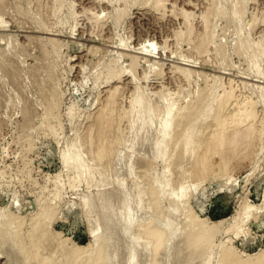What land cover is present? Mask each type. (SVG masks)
<instances>
[{"label":"rangeland","instance_id":"1","mask_svg":"<svg viewBox=\"0 0 264 264\" xmlns=\"http://www.w3.org/2000/svg\"><path fill=\"white\" fill-rule=\"evenodd\" d=\"M239 1L240 2H237V0H214L213 8L212 0H163L162 3L166 2V5L162 4V7L165 6V8L162 9V7L159 8V5L157 6L155 4L154 0H0V211L3 212L5 216L8 215V218L10 217L14 219V221L16 220V223H14V225L12 224L11 227L13 232L17 231L21 234L20 236L23 239L25 247H28L30 243L29 247H33V243L36 246L33 250L38 247L39 250H37L39 254L44 258L41 259L42 264L66 263L68 259L71 260V258H69L71 254L73 260V262H71L73 264H100L104 259V255L105 257L106 255L108 256L106 253L108 250H104L105 252L103 251L105 247L101 244L102 242L100 245L103 246V249L100 245H97L95 249H91L93 242L97 238L93 229L95 226L96 228L101 226L102 217L95 206V202L94 205L90 207L85 206V201L88 200L87 197H89L90 200L97 197L100 190L106 192H109V190L111 191L112 188V190H115L118 184L119 186L117 188H124V190H119L118 193L121 195L119 194L116 199L114 198L115 201L118 202L116 206L122 205L123 200L120 201L121 203L119 202L121 198L129 197V202L133 204H130L131 207L133 206L132 208L138 205L140 206L143 204L140 202L142 200H137L138 202H134L133 200L139 199L138 196L143 194V197H145V195L148 196L141 198L144 199V202L148 199L145 202L147 204L146 206H154L152 209L150 207L151 210L149 211L153 210L151 213L147 211L149 208L146 207L147 214L144 210L146 209L145 204L142 206L144 209L140 207L143 213H145V216L147 215L148 217L152 213H157L162 218L164 215L165 217L169 216L167 217L171 219L169 222H174L175 225H178V222L180 224L179 227L183 225L184 227H182L186 228V231L194 227L191 231L193 232L191 236L192 241L194 236L196 238L197 234H201V231L202 236L211 233L210 236L205 235L206 238L204 239L203 236L202 240L201 237L197 238V241L200 240L197 244L201 247L203 241L208 240L209 238L207 239V237H210L208 242L204 241L206 245L204 244L202 246V252L199 247V249H197V244L194 245L196 247H190V239L188 238L187 241H189V243L188 246H186V243H184L186 239L184 238V241L183 239L181 240L183 244H185L184 248L181 246L182 242H180L179 245L185 251L184 254L186 256L183 254V250H180L179 246V250H177L178 252L180 251V255L176 248L175 250L178 253L177 257H175V251L170 253V258L166 257V254H160L156 259L158 264H183L181 258L184 260V263L186 260L187 263L185 264H204L205 261H207L208 264L210 258V264H222V260L227 256V252L230 253V251H227L228 249L230 250V248L234 251L232 253H235H230L232 256L228 255L231 257V264H248V262L250 264L251 260H254L251 264H257L256 261L259 260V256L264 255V0ZM182 9L191 13L189 17L190 33L193 32L190 34L191 36H194L198 31L202 32L204 27L202 17H204L206 11L210 13L208 23L210 25H208V27L210 26L211 29L208 28V30L210 29L208 32L212 31L213 37L211 33L209 34L212 44L210 43V46L208 45L209 49H207V52L203 55L196 54L195 51L190 50L191 48L193 49V46L190 43L191 41L188 40L190 35L189 32L186 33L187 24L184 21V17H182ZM211 9L213 10L212 12ZM98 15L99 24L97 23L98 18H96ZM176 31H178L177 33L179 36H177V33L175 34ZM91 32L95 34L92 35ZM96 32H98L97 34L99 37ZM184 33H186V37ZM182 34H184V36ZM181 35L183 37H181ZM165 40H168V42ZM145 41L146 43L149 42V44L153 41L157 48L153 49V46H151L152 48L145 47L149 45H145ZM186 41H189L187 42L188 45ZM166 42L169 44H165ZM224 44L225 46H223ZM238 44L239 50L237 48ZM212 45L213 47H211ZM140 46H142V48L139 49ZM219 48L222 49L219 50ZM148 50L150 51L148 52ZM138 51L148 56L138 54ZM189 51L190 54L193 53L194 55L192 54L191 56L188 54ZM237 51L241 52L237 53ZM258 51L262 54H257ZM195 55H197L198 58ZM204 55H206L205 58L208 57V60L203 58ZM135 56H138V58H135ZM185 56L190 58L188 59ZM255 57L257 59H255ZM43 58H47V60ZM144 58H146V60ZM135 59L140 61L136 63ZM174 60H176L177 63ZM255 60H258V63H255ZM131 61H134V67L137 71L139 70L137 72L135 69H132L134 75L132 71H130ZM175 67H187V69L192 70L193 73L190 77L184 78L178 74ZM47 68L51 69L52 72ZM121 70L126 72L122 73L123 71ZM161 70L163 71L161 72ZM170 70L174 71L173 74H171ZM158 71L160 73L157 75L156 72ZM201 71L204 73L206 72V74H202ZM200 74H202L205 79H203ZM143 75L146 77L144 80ZM190 78L193 80L190 81ZM221 79H223L222 81L225 83L221 82ZM229 79L232 81L234 80L232 82L234 94L241 93L253 99L252 102H256L255 104H248L250 103L248 100L251 101V99L247 98V105H252L254 108L251 107L252 111H254V123L256 124L257 122L259 125L256 124V128H259L256 129L255 133H259L260 130V135L255 134V136L257 135L259 137H254L257 139L253 142L256 145H252L253 148L251 147L254 150L249 149L253 154L250 153L249 150L248 152L246 151L248 155L251 154L248 156L250 158H247L246 152H244L246 155L244 153V155H242L241 152L240 154L247 158L243 160V157L238 158L237 155H240L238 152L237 155L232 157L235 161L232 158V161L230 160L231 163L229 160L227 161L229 165L231 164L227 166V168L230 167V169H228L230 170L229 172L226 169L227 163L225 162L223 167L220 164L223 168H221L222 171H224L221 173V169H218L219 171L217 170L218 172L214 173L216 170L213 171V169L217 168L216 166H219L221 162V160L218 159L220 158L218 154L214 155L215 158L212 157V164L214 166L207 169V174V171H205L203 178L206 179L203 180L197 181V179L201 177L200 176L199 178H195L193 182L191 181L193 180L189 174L191 168L190 164L187 162L179 167L173 165L172 168V166H170L166 170V166L171 164V161L175 163L174 159H171V157L173 158L176 155L173 143L167 150V155L164 157L165 159L162 158L161 160V158H158L157 161H152L151 148L143 147L141 151L139 149L140 147L131 148L132 150L128 149V151L126 146L116 144V146H119L117 148L121 147V153L124 150L123 153H128L127 156L132 155V157L129 158L126 157L125 154V159L129 158L132 162L129 165L130 167H125L128 160L123 161L121 165L126 169H130H125L126 174L127 171H130V175H126L124 171L122 172V170H120L122 174L124 173L122 176V174L118 172L119 168L117 170L118 173L116 172L117 177L113 176L114 173L112 175L108 168V170H105L106 168H100V162L97 159L103 156L101 151L98 152L100 154H95V156L99 155L98 158L95 157L98 162H92L95 158H90V156L87 155L89 154L90 145L85 144L83 139L87 133L86 130L90 128L93 122L92 119L94 118L92 117H94L98 107H100L101 103L104 101L103 99L110 86H115V84L120 86L121 84L122 87L126 85L123 86V88L120 87L121 93H119V102L121 104H119L121 106L119 105L118 112L121 115L117 112L118 117V115L122 116L125 114V108L127 110L130 108L129 104L131 101L129 100L131 99L135 101L136 99H141L143 96H148L149 102H153L151 103L152 105L160 106V108L164 110V105L162 107V105L158 104H161L162 100L160 101V99H163V97L166 98L165 96L167 95L169 99L172 101L175 100V102L179 104L177 106L178 108H181V106L185 105L186 100L188 99L187 102H189V99L191 100L196 93L195 91H199L200 89L210 87V89L207 88L210 94L211 91L212 93L215 91V95L220 94L224 86L227 87ZM213 80L215 83L214 86L212 84L211 87V83L214 82ZM243 82L245 84H243ZM175 83L178 88L180 87L179 89L176 87ZM183 88L185 89L183 90ZM176 89H178V91ZM133 90L134 93L132 92ZM180 91L181 93H178ZM171 92L174 95H172ZM175 93L177 94L175 95ZM215 95L213 94L212 96ZM189 96L192 97L189 98ZM233 101L234 99H230V104H228L229 108L223 111L226 120L231 119L235 114ZM121 108L123 112L120 111ZM226 112L228 114H226ZM124 118L122 120L119 117L123 122H121V124L118 122L120 124V129H123L121 131H124L123 133L126 134L122 135L123 137L129 136L128 138L132 140L134 138V130L128 127L129 122L127 123V119L124 121ZM207 120L204 123L206 127L203 125V129L200 128V132L201 129L204 132H202V134L199 133L200 136L198 135V139L196 138L198 144L196 143L195 148H198L197 152L199 154L204 151V146H206L205 142L211 137L212 132L218 128L213 118H208ZM258 122L261 123V125ZM210 124H214V127L212 126L211 128ZM198 127H201V125ZM211 129L214 130L210 131ZM202 137L205 140L203 139L202 141L204 142L200 143ZM128 138L127 140H129ZM81 145H83V147ZM122 147H126V149ZM75 150H77V152ZM178 151H176L177 154L179 153ZM71 153H73V155ZM180 154L181 153L175 157H180ZM70 155L74 156V158L67 164L65 158ZM143 155L144 157H142ZM236 156L238 160H236ZM136 158L138 160H136ZM142 159L145 160L141 161ZM135 160L136 162H134ZM146 160L154 165L148 161L147 164ZM153 160L155 159L153 158ZM163 160H165V162ZM186 163L188 165H186ZM153 166L155 170H152L154 173H151ZM80 167H84L83 170L86 172L83 174L84 176L82 175L83 177L79 172ZM124 167L121 169L124 170ZM100 169H103L105 171L104 173H106V176L105 174L104 176L107 177V180L106 178H101L102 180L105 179L104 183L100 179V177L103 176L100 174ZM179 170L181 172H179ZM210 170L213 171L212 174ZM165 172L166 178L170 180V184L167 189V195H164L165 198L160 195L161 199L158 197V192H156V186L159 177ZM138 174L139 176H137ZM180 176L184 178L182 179ZM172 177L175 179L174 181ZM111 179L114 181L116 180V182ZM184 179L186 182H184ZM115 183H117V186ZM121 183L123 184L121 185ZM173 183L184 184V191L188 188L186 192L183 191L186 198H183L184 203L182 204L180 213H177L178 216L176 213H174V215L169 212L171 210V208H169L171 202L169 196L176 191V189L174 190ZM178 185L174 186L178 187ZM141 186L143 188H141ZM140 188L147 189L142 191ZM129 189H132L131 191L133 192L129 191ZM126 192H130L128 193L129 195ZM136 192L138 195L134 194ZM134 196L136 197L134 198ZM132 197L134 199H132ZM136 202L140 204L134 205ZM149 202L151 203L150 205H148ZM142 210H137V212H135L142 216L134 214L135 218L137 216L138 218L134 221L133 232L139 235L143 233L140 235L142 236L141 241L143 242L146 238H144L146 234L144 232L147 231L148 228L146 227H148V224H146L147 218L140 213ZM167 213L172 215H166ZM189 214L195 215V219L191 216V218L188 217ZM171 217L175 219L173 220ZM135 218L133 217V220ZM192 219L194 226L192 225L191 227L189 220L191 221ZM4 220L5 218L2 219V224L6 221ZM39 220L40 225L34 226L33 222H39ZM197 220H199L198 223ZM2 226L4 227V225ZM202 226H206L204 227L205 229ZM196 227H200L201 229H199L201 231L199 230L200 232H198ZM145 228L146 231H144ZM209 229L214 230V232H210ZM139 230H141L140 233H138ZM204 230L206 231L203 232ZM216 230H218V232ZM100 231L101 229L99 230V234L103 235ZM28 232L30 234L32 232V236L30 235L29 237ZM188 233L190 232H187V234L185 232V237L188 236ZM27 238L28 240L32 239L30 240L32 242H29ZM33 238L36 240L38 239L37 242L33 240ZM147 239L148 237L144 240V244H147L149 241ZM52 240L54 242H51ZM0 243H2L0 245V247H2L0 253L4 252V254L0 255L6 256H2L4 258L0 257V264H9V262L12 264V261H9V245L3 242ZM118 243L119 242L115 243L117 246H113V249L116 248L115 250L112 249V252L118 254L116 251L118 249V255L120 257L118 255L115 256L114 261L108 262L109 264H127V251L124 250L126 247L124 249L122 248L124 253L122 249H119L126 243L122 241V244H119L121 245L120 247ZM152 244L153 243H150V245ZM153 245L151 247H153L152 250L154 252L155 248ZM5 247H7V250ZM29 247L27 249H29ZM42 248H44V250ZM52 248L53 250L55 249L54 251L57 250V252L55 253L52 251ZM66 248L68 250L67 252L70 253L68 256L65 252ZM2 249H4V251ZM185 249H187V251L190 249L189 251L195 253L187 252ZM211 249L213 251H211ZM50 250L51 252H49ZM197 250H200V252L197 253ZM223 250L224 252H222ZM10 251L13 252L12 250ZM151 252L144 258L147 260H144V262L140 261L139 264H145V261L148 262L147 264H151V261L154 262V257L152 260L150 255L155 256V254H151ZM49 253L53 254H50L52 257H50ZM75 254H77V257H74ZM191 254H195L197 257L195 258V255ZM65 255L68 259L65 258ZM181 255L182 257L179 258ZM183 255L185 258H183ZM187 255L193 256L194 260H192L191 257L190 261ZM234 255L237 256V259L233 257ZM208 256H210V258ZM15 257L16 255L13 254L12 258L14 259ZM228 258L226 261H229ZM140 260L143 261V258ZM192 261L194 263H192ZM71 262L70 264H72Z\"/></svg>","mask_w":264,"mask_h":264},{"label":"bare ground","instance_id":"2","mask_svg":"<svg viewBox=\"0 0 264 264\" xmlns=\"http://www.w3.org/2000/svg\"><path fill=\"white\" fill-rule=\"evenodd\" d=\"M150 1H153V0H150ZM162 1L163 0H154V2H155V4L160 8V7H162V4H165V3H162ZM213 1V8H214V0H212ZM226 1V0H225ZM230 2V1H229ZM237 2H240L239 0H237ZM202 3V2H201ZM216 3V2H215ZM227 3V2H226ZM244 3V2H243ZM1 4V3H0ZM151 4V3H150ZM242 4V3H241ZM166 5V4H165ZM196 5V4H195ZM156 6V7H157ZM202 6V5H201ZM209 6V5H208ZM199 7V6H198ZM206 7V6H205ZM223 7V6H222ZM163 8H165V6L164 7H162V9ZM196 8V7H195ZM212 8V9H213ZM221 8V7H220ZM174 9V8H173ZM180 9V8H179ZM211 9V12L213 11ZM161 10V9H160ZM222 10V9H221ZM91 11V10H90ZM166 11V10H165ZM164 11V12H165ZM203 11V10H202ZM210 11V10H209ZM223 11V10H222ZM237 11H240V10H237ZM243 11V10H242ZM156 12V11H155ZM167 12V11H166ZM174 12V11H173ZM192 12V11H191ZM201 12V11H200ZM85 13V12H84ZM178 13V12H177ZM217 13V12H216ZM227 13H229V12H227ZM242 13V12H241ZM240 13V14H241ZM89 14V13H88ZM174 14V13H173ZM181 14H182V17H184V21L186 22V26H187V28H186V33H188L189 32V35L190 34H192L193 32H191L190 33V22H189V17L191 16V13L190 12H188V11H186V10H184V9H182L181 10ZM202 14V13H201ZM209 12H207L206 11V14L204 15V17H202V19H203V30H202V32H199L198 31V33H196V34H194V36L192 35H190L189 36V41H191L190 43H191V45L193 46V49L191 48H189L190 50H193V51H195L196 52V54H201V55H203V54H205V52H207V49H209L208 48V45L211 43L210 41H211V36L209 35L211 32H208L211 28H210V26L208 27V25H210V24H208L209 23ZM212 14V13H211ZM220 14V13H219ZM95 15V14H94ZM238 15V14H237ZM163 16H164V14H163ZM175 16V15H174ZM194 16V15H193ZM219 16V15H218ZM225 16V15H224ZM224 16H223V18H224ZM94 17H96V16H94ZM93 17V18H94ZM172 17V16H171ZM175 17H177V16H175ZM180 17V16H179ZM198 17V16H197ZM221 17V16H220ZM89 18V17H88ZM96 18H98V21H97V23L99 24L100 22H99V15L96 17ZM178 18V17H177ZM199 18V17H198ZM165 19V18H164ZM170 19V18H169ZM193 19V18H192ZM254 19V18H253ZM95 20V19H94ZM97 20V19H96ZM175 20H177V19H175ZM197 20V19H196ZM198 20H200V19H198ZM211 20V19H210ZM92 21H93V19H92ZM91 21V22H92ZM102 21V20H101ZM168 21V20H167ZM89 22V21H88ZM211 22V21H210ZM90 23V22H89ZM96 23V22H95ZM173 23V22H172ZM252 24H253V22H252ZM256 24V23H255ZM192 25V24H191ZM198 25V24H197ZM90 26V25H89ZM183 26H184V24H183ZM202 26V25H201ZM92 27V26H91ZM98 27V26H97ZM96 27V28H97ZM100 27V26H99ZM182 27V26H181ZM200 27V26H199ZM208 28H210L209 30H208ZM98 29V28H97ZM94 30V29H93ZM174 30V29H173ZM177 30V29H176ZM184 30V29H183ZM196 30V29H195ZM96 31V30H95ZM98 31H99V29H98ZM197 31V30H196ZM178 31H176L175 32V34L177 33ZM180 32V31H179ZM239 32V31H238ZM98 32H96V34H97ZM182 33V32H181ZM180 33V34H181ZM186 33H184L185 34V37L187 36L186 35ZM85 34V33H84ZM91 34H92V32H91ZM90 34V35H91ZM93 34H95V33H93ZM92 34V35H93ZM184 34H182L183 36H184ZM174 35V34H173ZM181 35V37H183ZM211 35H212V33H211ZM218 35V34H217ZM260 35V34H259ZM263 35V34H262ZM97 36H98V34H97ZM172 36V35H171ZM177 36H179V34L177 33ZM99 37V36H98ZM174 37V36H173ZM172 37V38H173ZM212 37H213V35H212ZM175 38V37H174ZM180 39V38H179ZM184 39V38H183ZM88 40V39H87ZM91 40V39H90ZM98 40V39H97ZM169 40V39H168ZM168 40H165V41H167L168 42ZM173 40V39H172ZM176 40V39H175ZM182 40V39H181ZM180 40V41H181ZM243 40V39H242ZM83 41V40H82ZM164 41V40H163ZM179 41V40H178ZM189 41H186V43L187 42H189ZM148 42V41H147ZM165 43V44H169V43ZM244 42H245V40H244ZM145 43H146V41H145ZM151 43V42H150ZM242 43V42H241ZM143 44V43H142ZM147 44H149V42L148 43H146L145 45H147ZM164 44V45H165ZM173 44V43H172ZM212 44V43H211ZM221 44H223V43H221ZM139 45V44H138ZM176 45H178V44H176ZM186 45V44H185ZM187 45H188V43H187ZM216 45H218V44H216ZM219 45H220V43H219ZM151 46H153V49L155 48H157L156 47V44L155 43H153V41H152V43L151 44H149L148 46H145V47H151ZM165 46H167V45H165ZM210 46V45H209ZM223 46H225V44L223 45ZM237 46V45H236ZM235 46V47H236ZM241 46V45H240ZM245 46V45H244ZM92 47V46H91ZM160 47V46H159ZM164 47V46H163ZM211 47H213V45L211 46ZM219 47V46H218ZM220 47H222V46H220ZM248 47V46H247ZM95 48V47H94ZM136 48V47H135ZM140 48H142V46H140L139 47V49ZM152 48V47H151ZM172 48V47H171ZM176 48V47H175ZM223 48V47H222ZM222 48H219V50L220 49H222ZM237 48H238V50H239V44H238V46H237ZM241 48V47H240ZM92 49V48H91ZM143 49H145V48H143ZM142 49V50H143ZM152 49V50H153ZM236 49V48H235ZM242 49V48H241ZM247 49V48H246ZM93 50H95V49H93ZM96 50H97V48H96ZM126 50V49H125ZM146 50V49H145ZM144 50V51H145ZM169 50V49H168ZM176 50V49H175ZM174 50V51H175ZM211 50V49H210ZM213 50V49H212ZM226 50H227V48H226ZM258 50H259V48H258ZM128 51V50H127ZM150 50H148V52H149ZM172 51V50H171ZM215 51V50H214ZM223 51V50H222ZM221 51V52H222ZM236 51V50H235ZM89 52V51H88ZM96 52V51H95ZM139 52V51H138ZM209 52V51H208ZM220 52V53H221ZM239 51H237V53H238ZM241 52V51H240ZM239 52V53H240ZM91 53V52H90ZM173 53V52H172ZM175 53H176V51H175ZM192 53V52H191ZM211 53V52H210ZM216 53V52H215ZM259 53V55H260V51H258L257 52V54ZM92 54V53H91ZM138 54H142V55H145V56H148V55H146L145 53H141V52H139ZM148 54V53H147ZM188 54H190V51H189V53ZM187 54V55H188ZM193 54V53H192ZM192 54H190L191 56H192ZM248 54H249V52H248ZM256 54V55H257ZM262 54V53H261ZM83 55V54H82ZM172 55V54H171ZM194 55V54H193ZM206 55H207V53H206ZM206 55H204V57L203 58H205V56ZM236 55V54H235ZM237 55H239V54H237ZM242 55V54H241ZM255 55V56H256ZM43 56V55H42ZM196 57H197V55H195ZM200 56V55H199ZM208 56V55H207ZM252 56V55H251ZM81 57V56H80ZM83 57V56H82ZM138 58V56H135V58ZM144 57V56H143ZM171 57V56H170ZM174 57V56H173ZM186 57V56H185ZM202 57V56H201ZM244 57L246 58V56L244 55ZM88 58V57H87ZM159 58V57H158ZM175 58V57H174ZM186 58H188V57H186ZM190 58V57H189ZM188 58V59H189ZM198 58V57H197ZM208 58V57H207ZM207 58H205V59H207ZM216 58V57H215ZM224 58V57H223ZM241 58H242V56H241ZM248 58V57H247ZM257 58H258V56H257ZM256 57H255V59H257ZM43 59H45V58H43ZM78 59V58H77ZM131 59V58H130ZM145 60H146V58H144ZM148 59V58H147ZM200 59V58H199ZM210 59V58H209ZM45 60H47V58L45 59ZM74 60V59H73ZM86 60V59H85ZM132 60V59H131ZM134 60V59H133ZM208 60V59H207ZM137 61H140V60H138V59H135V62L136 63H138ZM175 62H176V60H174ZM190 61V60H189ZM203 61V60H202ZM205 61V60H204ZM212 61V60H211ZM88 62V61H87ZM132 62H133V64H132ZM145 62V61H144ZM147 62V61H146ZM85 63V62H84ZM174 63V62H173ZM177 63V62H176ZM205 63H207V62H205ZM210 63V62H209ZM208 63V64H209ZM255 63H258V60H255ZM79 64V63H78ZM134 61H131V66H130V71H132V69H135L136 70V68L134 67ZM185 64V63H184ZM212 64V63H211ZM211 64H210V66H211ZM214 64V63H213ZM82 65V64H81ZM157 65H158V63H157ZM188 65H192V64H188ZM204 65V64H203ZM206 65V64H205ZM215 65V64H214ZM256 65V64H255ZM77 66H79V65H77ZM169 66V65H168ZM171 66V65H170ZM174 66V65H173ZM177 66V65H176ZM187 66V65H186ZM195 66V65H194ZM216 66V65H215ZM214 66V67H215ZM81 67V66H80ZM136 67H138V66H136ZM166 67V66H165ZM172 67V66H171ZM189 67H192V66H189ZM225 67V66H224ZM164 68V67H163ZM195 68V67H194ZM47 69H49V68H47ZM81 69V68H80ZM192 69V68H191ZM49 70H51V69H49ZM147 70H149V69H147ZM175 70H177L178 71V74H180L181 76H183L184 78H188V77H190V75L193 73V71L192 70H190V69H187V67H175ZM121 71H123L122 73H124V72H126V71H124V70H121ZM137 71V70H136ZM139 71V70H138ZM137 71V72H138ZM163 70H161V72H162ZM171 71V70H170ZM169 71V72H170ZM51 72H52V70H51ZM128 72H129V70H128ZM173 72L174 71H171V74H173ZM202 72V71H201ZM121 73V74H122ZM136 73V72H135ZM154 73H155V71H154ZM158 73H160L159 71L158 72H156V74L158 75ZM164 73V72H163ZM176 73V72H175ZM204 72H202V74H203ZM236 73V72H235ZM132 74H133V71H132ZM140 74V73H139ZM165 74V73H164ZM168 74V73H167ZM202 74H200V75H202ZM204 74H206V72L204 73ZM134 75V74H133ZM137 75V74H136ZM135 75V76H136ZM175 75V74H174ZM174 75H172V76H174ZM194 75V74H193ZM196 75V74H195ZM134 76V77H135ZM160 76V75H159ZM158 76V77H159ZM205 76V75H204ZM208 76V75H207ZM216 76V75H215ZM137 77V76H136ZM136 77H135V79H136ZM143 80L146 78L145 77V75H143ZM162 77V76H161ZM166 77V76H165ZM180 77V76H179ZM169 78H170V76H169ZM174 78V77H173ZM173 78H172V80H173ZM177 78H178V76H177ZM184 78H183V80H184ZM193 78V77H192ZM202 78H203V75H202ZM211 78V77H210ZM217 78V77H216ZM221 78V77H220ZM223 78V77H222ZM232 78V77H231ZM240 78V77H239ZM142 79V78H141ZM181 79V78H180ZM203 79H205V77L203 78ZM242 79V78H241ZM122 80V79H121ZM137 80V79H136ZM155 80V79H154ZM171 80V81H172ZM182 80V81H183ZM186 80V79H185ZM191 80H193V79H191L190 78V81ZM215 80V79H214ZM213 80V81H214ZM223 79H221V82H224V81H222ZM123 81V80H122ZM131 81V80H130ZM140 81H142V80H140ZM169 81H170V79H169ZM208 81V80H207ZM210 81V80H209ZM216 81V80H215ZM215 81L213 82V83H211V87H212V84H213V86H214V83H215ZM234 81V80H233ZM231 79H229V81L227 82V87H225L224 86V89L222 90V92L220 93V94H217V95H215V91H214V93H212V91H211V94L213 95H215V96H212L210 93H209V90L207 91V88L206 89H200L199 91H195L196 93V95L194 94V96L192 97V99L190 100L189 99V102H187L188 101V99L186 100V103H185V105L184 106H181V108H178L177 106L179 105L177 102H175V100L174 101H172L171 99H169L168 97H167V95L165 96V93H164V96L166 97V98H168V99H166V98H164L163 97V99L161 98L160 99V101L162 100V102H161V104L159 103V102H157V103H159L158 105H162V107H163V105H164V110L162 109V108H160V106L158 107V106H156V105H152L151 103H153L152 101H151V103L149 102V100H148V96L146 97V96H143L141 99H139V100H129V101H131L130 102V104H129V109L127 110L126 108H125V114H123L122 116H119V115H121L119 112H118V110H119V105L121 104L119 101V97H120V95H119V93H121L120 92V87H121V84H120V86L119 85H116L115 84V86H110V88L107 90V92H106V96H105V98L103 99L104 101L101 103V105H100V107H98V110L96 111V113H95V115H94V117H92V118H94V119H92L93 120V122H92V124L90 125V128L88 129V130H86L87 131V133L85 134V137H84V139H83V142L85 143V144H88V145H90V148H89V151H88V153L89 154H87L88 156H90V158H98V156L96 155L95 156V154H97L98 152H102L103 153V156H101V158L99 157L97 160L100 162L99 164H100V168H106L105 170H108L109 169V172L111 171V173H112V175H113V173H114V175L113 176H116L117 175V173L118 172H120L121 173V171L120 170H122V172L124 171L125 172V174H126V170L128 169V170H130L129 168H125V167H128L132 162L130 161V157H132V155H128L127 156V154H126V152L125 153H123L124 152V150H123V152L121 153V147L120 148H117V147H119V146H116V144L118 145H120V146H126L127 147V150L128 149H131V148H139L140 149V151L142 150V148L143 147H148V148H151V150H152V161H157V159L158 158H161V160H162V158L163 159H165L164 157H165V155H167V150L171 147L170 145L173 143L174 144V151H175V154L176 155H179V153H181L180 154V157H171V159L173 160L174 159V162L177 164H175V163H173V161H171V164H168V166H166V170H167V168H169L170 166H172V168H173V165H175V166H177V167H179V166H181L182 164H185V162H187V163H189L190 164V168H191V170H189V174H190V177H191V179H193V180H191L192 182L195 180V178H199L200 176L202 177V179H201V177L199 178V179H197V181H199V180H203V179H206V178H203V175H204V173H205V171H207L206 172V174L208 173V170L207 169H209V168H212L211 166H214L212 163V157L213 158H215L214 157V155L215 154H218L219 155V157L220 158H218V159H220L221 160V162L219 163V166L217 165H215L217 168H214L213 169V171L214 170H216L214 173H216V172H218L219 170L218 169H221L223 166H224V163L226 162L227 163V165H226V169L228 170V169H230V167H228L227 168V166H230L229 165V163L227 162L228 160H229V162L231 163V161H232V157L233 156H235V155H237V153L239 152V154L242 152V155H244L245 153L244 152H248V150L250 149V150H254V149H252L253 147H252V145L253 146H255L256 144H254L253 142L254 141H256L257 139L256 138H254V137H256L255 136V134H258V135H260V130H259V133H255L256 132V129L257 128H259V127H257L256 128V124H257V122H256V124L254 123V111H252V105L251 106H249V105H247V102L249 101L250 103H248V104H251V103H253V104H255L254 103V101L252 102V100L253 99H251V98H249V97H246V95L244 96L243 94H241V93H236V94H238V95H236V94H234V90H233V82ZM240 81V80H239ZM138 82V81H137ZM237 82V81H236ZM235 82V83H236ZM118 83H121V82H118ZM123 83V82H122ZM156 83V82H155ZM187 83V82H186ZM225 83V82H224ZM224 83H223V85H224ZM242 83V82H241ZM123 84H125V83H123ZM122 84V85H123ZM165 84V83H164ZM167 84H169V83H167ZM179 84V83H178ZM240 84V83H239ZM243 84H245L244 82H243ZM242 84V85H243ZM175 85H176V83H175ZM184 85V84H183ZM183 85H182V87H183ZM206 85H207V83H206ZM220 85H222V84H220ZM249 85V84H248ZM123 86H126V85H123ZM123 86L121 87V88H123ZM209 86V85H208ZM216 86V85H215ZM237 86V85H236ZM241 86V85H240ZM244 86V85H243ZM136 87V86H135ZM141 87V86H140ZM143 87V86H142ZM176 87H177V85H176ZM198 87V86H197ZM205 87V86H204ZM127 88V87H126ZM152 88V87H151ZM165 88V87H164ZM178 88V87H177ZM180 88V87H179ZM178 88V89H179ZM223 88V87H222ZM243 88V87H242ZM143 89V88H142ZM178 89H176L177 91H178ZM185 88H183V90H184ZM208 89H210V87L208 88ZM211 89H213V88H211ZM235 89H237V88H235ZM152 90V89H151ZM238 90V89H237ZM131 91V90H130ZM143 91V90H142ZM166 91V90H165ZM172 91V90H171ZM182 91V90H181ZM181 91L180 92H178V93H181ZM239 91V90H238ZM243 91V90H242ZM123 92H124V90H123ZM123 92H122V95H123ZM133 93H134V90L132 91ZM161 92V91H160ZM162 92H163V90H162ZM244 92V91H243ZM135 93H136V90H135ZM159 93V92H158ZM172 93V92H171ZM104 94V93H103ZM162 94V93H161ZM177 93H175V95H176ZM249 94V93H248ZM132 95V94H131ZM135 95V94H134ZM143 95V94H142ZM172 95H174L173 93H172ZM104 96V95H103ZM124 96H126V95H124ZM249 96V95H248ZM135 97H136V95H135ZM190 96H189V98H191ZM125 98V97H124ZM132 98V97H131ZM139 98H140V96H139ZM247 98H249V99H251V101L250 100H248ZM135 99V98H134ZM230 99H234V101H233V103H234V112H235V114L233 115V117L231 118V119H227V120H229V121H227L226 119H225V117H224V114H223V111H226L225 109H227V108H229V105L228 104H230L229 103V101H230ZM151 100V99H150ZM248 100V101H247ZM99 101V100H98ZM178 101V100H177ZM183 101H185V100H183ZM232 101V100H231ZM256 101V100H255ZM120 103V104H119ZM177 103V104H176ZM232 103V102H231ZM97 105V104H96ZM123 105V104H122ZM125 105V104H124ZM233 105V104H232ZM121 106V105H120ZM255 106V105H254ZM96 107V106H95ZM125 107V106H124ZM123 107V108H124ZM252 107V108H251ZM163 110V112H162V110ZM254 109V108H253ZM96 110V109H95ZM127 110V111H126ZM120 111H122V108H121V110ZM95 112V111H94ZM117 112H118V117H117ZM123 112V111H122ZM162 114H163V116H162ZM226 114H228L227 112H226ZM256 114V113H255ZM226 116V115H225ZM257 116V115H256ZM119 117L123 120V118L124 117H126V118H124V121H125V119H127L126 121H127V123L129 124V126L128 127H130V129H133L134 130V135H133V139L132 140H130L128 137L129 136H124L123 137V135H126V134H124L121 130H123V129H120V124H121V122H123L122 120H120L119 119ZM258 117V116H257ZM256 117V118H257ZM208 118H213L215 121H216V123H217V125H218V128H217V126H216V130H214V129H211L210 131H212V130H214V132H212V135H211V137L209 138V139H207V141L205 142L206 143V146H204L205 147V149H204V151L201 153V154H199L198 152H197V150H198V148L196 149L195 148V145H196V143H197V139H198V135H199V133H201L202 134V132H204V131H202V126L204 125V123L206 122V120L208 119ZM229 118V117H228ZM259 118V117H258ZM213 120V121H214ZM207 121H209V120H207ZM214 121V122H215ZM118 122H120V124L118 123ZM91 123V122H90ZM89 123V124H90ZM216 123H215V125H216ZM259 123V122H258ZM260 125H261V123H259ZM201 125V127H198V126H200ZM258 125V124H257ZM205 126V125H204ZM203 126V127H204ZM208 126V125H207ZM210 126H211V128H212V126L214 127V124L213 125H211L210 124ZM209 126V127H210ZM259 126V125H258ZM206 127V126H205ZM262 127V126H261ZM200 128H202L201 129V132H200ZM125 129V128H124ZM210 129V128H209ZM261 129V128H260ZM86 131H84V132H86ZM129 131V130H128ZM205 131H206V129H205ZM207 131H209V130H207ZM127 133H132V132H127ZM209 133V132H208ZM207 133V134H208ZM123 134V135H122ZM84 135V134H83ZM129 135V134H128ZM205 135V134H204ZM130 136L132 137V135L130 134ZM200 136V135H199ZM203 136V135H202ZM122 137V138H121ZM206 137V136H205ZM257 137H259V136H257ZM127 138L130 140H127ZM197 138V139H196ZM124 139V140H123ZM204 138L202 137V139L200 140V143L201 142H204V141H202ZM197 140V141H196ZM205 140V139H204ZM82 141H81V143L84 145V143H83ZM198 144V143H197ZM204 144V143H203ZM83 145H81L82 147H83ZM205 145V144H204ZM86 146V145H85ZM84 146V147H85ZM173 146V145H172ZM202 146V145H201ZM87 147V146H86ZM126 147H122V148H125L126 149ZM198 147H199V145H198ZM252 147V148H251ZM76 149H77V147H76ZM86 149V148H85ZM120 149V150H119ZM139 149H138V151H139ZM132 150V149H131ZM144 150V149H143ZM178 150H180V151H178ZM181 150H182V152H181ZM250 150H249V152H250ZM256 150V149H255ZM76 152H77V150H75ZM126 151V150H125ZM129 151V150H128ZM145 151V150H144ZM176 151H178L179 153L177 154V152ZM74 152V151H73ZM75 152V153H76ZM199 152H200V150H199ZM247 152H246V154H247ZM74 153V154H75ZM130 153V152H129ZM148 153V152H147ZM244 153V154H243ZM250 153H252V152H250ZM72 155H73V153H71ZM77 154V153H76ZM75 154V155H76ZM98 154H100V153H98ZM124 154V155H123ZM125 154H126V157H129V158H126L125 159ZM140 154V153H139ZM150 154V153H149ZM245 154V155H246ZM253 154V153H252ZM171 155H173V154H171ZM241 154L240 155H237L238 156V158L239 157H243L242 159L244 160V159H247V158H250V157H248V156H250V155H248L247 154V158H246V156H242ZM149 156V155H148ZM237 156H236V160H238V158H237ZM141 157V156H140ZM139 157V158H140ZM142 157H144V155L142 156ZM245 157V158H244ZM73 158H74V156H67L66 158H65V162L67 163V164H69L72 160H73ZM96 158L92 161V159H91V161L92 162H94V161H97L96 160ZM153 158L155 159V160H153ZM232 158V159H231ZM241 158H240V160H241ZM252 158V157H251ZM146 159V158H145ZM144 159V160H145ZM170 159V160H171ZM129 162H128V161ZM136 160H138L137 158H136ZM136 160L134 161V162H136ZM140 160V159H139ZM143 159L141 160V161H144ZM160 160V159H159ZM169 160V161H170ZM231 160V161H230ZM234 160V159H233ZM239 160V161H240ZM242 160V161H243ZM90 161V162H91ZM97 161V162H98ZM123 161H127V163L125 164V167L124 166H121L122 165V163H123ZM147 161L148 160H146V163H147ZM164 162H165V160H163ZM168 161V162H169ZM235 161V160H234ZM149 163H151L150 161H148ZM237 162V161H236ZM129 163V164H128ZM170 163V162H169ZM186 163V165H188ZM223 163V164H222ZM238 163V162H237ZM99 164H98V166H99ZM135 164V163H134ZM138 164V163H137ZM148 164V163H147ZM152 164V163H151ZM151 164H149V165H151ZM215 164V163H214ZM220 164H221V166H220ZM152 165H154V164H152ZM237 165V164H236ZM121 166V167H120ZM156 166V165H155ZM233 166V165H232ZM124 167V170L123 169H121V168H123ZM130 167V166H129ZM147 167V166H146ZM150 167H152V166H150ZM187 167V166H186ZM219 167V168H218ZM83 168L84 167H80L79 168V172H80V175L82 176L84 173H86L84 170H83ZM108 168V169H107ZM120 168V169H119ZM153 168H154V166H153ZM151 169V173L153 172L152 170H155V168L154 169ZM156 168H158V167H156ZM225 168V167H224ZM119 169V171L117 172V170ZM126 169V170H125ZM145 169V168H144ZM223 169V168H222ZM222 169H221V173L224 171H222ZM86 170V169H85ZM132 170V169H131ZM136 170V169H135ZM134 170V171H135ZM146 170V169H145ZM184 170V169H183ZM218 170V171H217ZM99 171H101V173L100 174H102L103 176L102 177H100V179L101 178H106V180H107V177H105L106 176V173H104L105 171L103 170V169H100ZM98 171V172H99ZM138 171V170H137ZM142 171V170H141ZM165 171V170H164ZM211 171V174H212V170H210ZM230 170H228V172H229ZM78 172V173H79ZM97 172V173H98ZM117 172V173H116ZM130 171H127V174H129L130 175V173H129ZM148 172H149V170H148ZM179 172H181L180 170H179ZM116 173V174H115ZM135 173V172H134ZM137 173V172H136ZM138 173H140V172H138ZM154 173V172H153ZM176 173H177V171H176ZM175 173V174H176ZM231 173V172H230ZM229 173V174H230ZM99 174V173H98ZM104 174H105V176H104ZM122 174V173H121ZM124 174V173H123ZM123 174H122V176H123ZM126 174V175H127ZM144 174V173H143ZM143 174H140V175H143ZM166 172L164 173V174H161V177H159V180L157 181L158 182V184H157V191L156 192H158V197H160V195L161 196H164L165 194L167 195V189H168V186H169V184H170V180L169 179H167L166 178ZM180 174V173H179ZM205 174V175H206ZM210 174V175H211ZM120 175V174H119ZM152 175V174H151ZM155 175V174H154ZM153 175V176H154ZM163 175V176H162ZM177 175H178V173H177ZM184 175V174H183ZM84 176V175H83ZM82 176V177H83ZM87 176V175H86ZM132 176V175H131ZM136 176V175H135ZM137 176H139V174L137 175ZM176 176V175H175ZM109 177H110V175H109ZM117 177V176H116ZM181 177V176H180ZM204 177H207V176H204ZM230 177V176H229ZM157 178V177H156ZM173 178V177H172ZM182 178V177H181ZM184 178V177H183ZM182 178V179H183ZM115 179V178H114ZM123 179V178H122ZM144 179V178H143ZM105 180V179H104ZM104 180H102L101 179V181L104 183ZM112 180V179H111ZM129 180V179H128ZM133 180V179H132ZM137 180H138V178H137ZM146 180V179H145ZM152 180V179H151ZM175 179L173 178V181H174ZM181 180V179H180ZM112 181H114V180H112ZM130 181V180H129ZM147 181V180H146ZM172 181V182H173ZM177 181V180H176ZM175 181V182H176ZM178 181H179V179H178ZM183 181V180H182ZM197 181H196V183H197ZM114 182H116V180L114 181ZM113 182V183H114ZM132 182V181H131ZM155 182V181H154ZM181 182V181H180ZM184 182H186L185 181V179H184ZM101 183V182H100ZM100 183H99V185H100ZM103 183H102V186H103ZM133 183V182H132ZM116 184V186H117V183H115ZM123 183H121V185H122ZM179 184V185H178ZM137 185V184H136ZM176 185H178V187H175ZM115 186V187H116ZM118 186H119V184H118ZM117 186V187H118ZM131 186V185H130ZM145 186V185H144ZM150 186V185H149ZM115 188V190H112L111 189V191L109 190V192H106V191H104V190H100L99 191V193L97 194V197H95L94 199H89V197H87L88 198V200H86L85 201V206H90V207H92L93 205H94V202H95V206H96V208H97V210L99 211V214L101 215V217H102V223H100L101 224V226L99 227V228H96V226H95V228L93 229V232H94V234H96L97 235V238L95 239V241L93 242V244H92V247H91V249H95V247H97V245H100V243L101 244H103V246L105 247L104 249H103V246H101L102 247V249H103V251L105 250H108L106 253L108 254V256L106 255V257H105V255L104 254H106V253H104L103 255H104V259H103V261L100 263V264H106V263H108V262H113L114 261V259H115V256H117L118 254H119V250L117 249L116 251H117V253L118 254H116V253H113L112 251L113 250H115V248L113 249V246H115L116 244V242H119L118 243V245L119 244H122L121 242L123 241V242H125L124 244L126 245H119V247L121 246V248H119L120 250L123 248H125L126 247V249H124V250H126L127 251V256H128V260H127V258H126V260H127V264H139V262L141 261V262H144V260H147V259H144L145 257H147L148 255H149V253L151 252V254L152 253H154L155 254V256L154 255H150L151 257H152V260H153V257H154V259H155V261H156V259L159 257L158 255H164V254H166V257H169L170 256V253L172 252V251H175L176 252V250L178 249L179 250V244H180V242H182L181 244V246H183V248H184V246H185V244H183V241L186 239V241H187V238L188 239H190L189 241H190V243H189V241H184V243H186V246H188V243H189V246L190 247H192L193 248V246L194 245H196L197 243H198V241H200V240H198L197 241V238H199V237H201V240H202V237H203V239L204 238H206V236L205 235H207V234H204L203 236H202V231L199 229V228H197L196 227V229L198 230V232H200L199 234L201 235H198L197 234V237L195 238V236H194V238H193V241L191 240L192 239V233L193 232H191L192 231V229L194 228H192L191 230L189 229V228H187V229H189V231L187 230L186 231V228H183L182 226L181 227H179L180 226V224L177 222V224L178 225H175L174 224V222H169V220L171 221V219H169V218H167V217H169V216H166L165 217V215H164V217L162 218L159 214H157V213H155V214H151L150 216H148L147 217V215L145 216V213L147 214V212H146V210H147V208H149L147 211L148 212H152V211H149V210H151L152 209V207L154 208V206H146L147 204L145 203L147 200H145V202L143 201L144 199H141V198H145V197H148V196H146L145 195V193H144V195H145V197H143V194L141 195L140 194V196H138L139 197V199L137 198V199H135V200H133L134 202L135 201H140V200H142V201H140L141 203H143V204H145V208L146 209H144V207H142L143 206V204L142 205H138L137 207H135V208H132L131 207V205H133L132 204V202H129V199H130V197L129 198H121L120 200H119V202L121 201V200H123L122 202V205L121 206H116V205H118V204H116V203H118V202H116L115 201V199L117 198V196L120 194V193H118L119 192V190H124V188L122 189V188ZM123 187V186H122ZM173 187H174V190L176 189V191L174 192V193H172L170 196H169V199H170V205H171V207H170V205H169V208H171V210L169 211L170 213H176V215H177V213L179 212L180 213V211H181V208H182V204L184 203V201H183V198H186V196H185V194L183 193V189H184V184L183 185H181L180 183H176V184H174L173 183ZM172 187V188H173ZM130 188V187H129ZM141 188H143L142 186H141ZM140 188V189H141ZM126 189V188H125ZM128 189V188H127ZM135 189V188H134ZM147 188H145V189H141L142 191L143 190H146ZM178 189V190H177ZM187 190H188V188H186ZM118 190V191H117ZM132 190V189H131ZM130 189H129V191H131ZM186 190V191H187ZM122 191H120V192H122ZM186 191H184V192H186ZM131 192H133V191H131ZM145 192V191H144ZM123 193V192H122ZM127 194L128 193H130V192H126ZM191 193V192H190ZM124 194V193H123ZM134 194H136V195H138L137 194V192L136 193H134ZM148 194V193H147ZM157 194V193H156ZM187 194H189V193H187ZM121 195V194H120ZM129 195V194H128ZM131 195V194H130ZM133 195V194H132ZM125 196V195H124ZM126 197V196H125ZM136 196H134V198H135ZM150 197V196H149ZM115 198V199H114ZM133 197H132V199H134ZM161 198V197H160ZM164 198H165V196H164ZM159 199V198H158ZM162 199V198H161ZM160 199V200H161ZM137 201V202H138ZM134 203V205L136 204H140V203ZM121 203V202H120ZM119 203V204H120ZM153 203V202H152ZM187 203V202H186ZM131 204V205H130ZM151 203L149 202V204L148 205H150ZM264 204V203H263ZM184 206V205H183ZM89 207V208H90ZM116 207H118V208H116ZM140 207H142L144 210H145V213H143V210L140 208ZM150 207H151V209H150ZM137 210H142V212H140V211H138V212H140V213H142L144 216H145V218H147V220H146V224H148V227H146V228H148L147 229V231H146V228H145V230L144 231H146V232H144V233H146L147 234V236H146V234L144 235V238L146 237H148V239L147 240H149L148 242H147V244H144L143 242H144V240H146V238L143 240V242L141 241V238H142V236H140V235H142L140 232H141V230H139V232L138 233H140V235L139 234H135V232H133V228H134V221H136V219L138 218V216L135 218V215H137L138 213H135V212H137ZM168 211V210H167ZM192 213V212H191ZM8 214H10V213H8ZM135 214V215H134ZM169 213H167L166 215H168ZM183 214V213H182ZM11 215V214H10ZM9 215V216H10ZM138 215H140V214H138ZM170 216L172 215V214H169ZM175 215V214H174ZM140 216H142V215H140ZM178 216V215H177ZM188 216V215H187ZM193 217L194 218V216L193 215H191V214H189V216L188 217ZM133 217L135 218L134 220H133ZM190 217V218H191ZM196 217V216H195ZM3 218H5V222H3V224H2V219ZM141 218H143V217H141ZM167 218V219H166ZM172 218V217H171ZM178 218V217H177ZM190 218H188V219H190ZM18 219V218H17ZM20 219V218H19ZM25 219H27V218H25ZM29 219V218H28ZM173 219V218H172ZM175 219V218H174ZM173 219V220H174ZM195 219V218H194ZM30 220V219H29ZM41 220V219H40ZM40 220H39V222L38 221H36V222H33L34 224V226H38V225H40ZM172 220V221H173ZM16 221V220H15ZM14 221V219H11L10 217L8 218V215L7 216H5V214L3 213V212H1L0 211V242H3V243H7V245H9V247H10V250H12L13 252H11L10 250H9V248H8V253H9V256H10V260L9 261H12V264H42L41 263V259L43 258L42 256H41V254H39V252H38V247H37V249H35V250H33V248H36V246H35V244L33 243V247H29V245L31 244H29L28 245V247H29V249H27L24 245V243H23V239H22V237L20 236L21 234L19 233V232H17V231H15V232H13V230H12V227H11V225L13 224L14 225V223H16ZM19 221V220H18ZM32 221V220H31ZM41 221H44L43 219L41 220ZM141 221V220H140ZM179 221V220H178ZM192 221H193V219L190 221L189 220V223H191V227H192V225L194 224V222L192 223ZM198 221L199 220H197V223H198ZM205 221V220H204ZM25 222V221H24ZM28 222V221H27ZM186 222H187V219H186ZM196 222V221H195ZM21 223H22V221H21ZM29 223V222H28ZM28 223H27V225H28ZM137 223V222H136ZM140 223V222H139ZM20 224V223H19ZM26 224V223H25ZM32 224V223H31ZM141 224V223H140ZM2 225H4V227L2 226ZM24 225V224H23ZM98 225V224H97ZM139 225V224H138ZM198 225V224H197ZM205 225V224H204ZM25 226V225H24ZM141 226V225H140ZM139 226V227H140ZM143 226V225H142ZM194 226V225H193ZM98 227V226H97ZM187 227H188V224H187ZM203 227V226H202ZM204 227H206V226H204ZM203 227V228H204ZM16 228H17V226H16ZM15 228V229H16ZM20 228V227H19ZM18 228V229H19ZM25 228H26V226H25ZM137 228H138V226H137ZM17 229V230H18ZM101 229V233L103 234V235H100L99 234V230ZM205 229V228H204ZM23 230H25V229H23ZM200 230V231H199ZM210 230V229H209ZM208 230V231H209ZM219 230V229H218ZM218 230H216L217 232H218ZM22 231V230H21ZM103 231V232H102ZM206 230H204L203 232H205ZM207 231V232H208ZM214 232V230H210V232ZM215 231V232H216ZM27 232V231H26ZM185 232H186V234H187V232H190V233H188V236H186L185 237ZM195 232V231H194ZM197 233V232H196ZM24 234V233H23ZM27 234V233H26ZM25 234V235H26ZM28 234H29V237H30V235L32 236V232H31V234L28 232ZM27 234V235H28ZM211 234V233H210ZM210 234H208L209 236H210ZM26 235V236H27ZM36 235V234H35ZM34 235V236H35ZM41 235V234H40ZM39 235V236H40ZM207 235V236H208ZM37 236H38V234H37ZM42 236V235H41ZM40 236V237H41ZM103 236V237H102ZM212 236H213V234H212ZM211 236V237H212ZM21 237V238H20ZM28 237V236H27ZM102 237V238H101ZM24 238V237H23ZM185 238V239H184ZM210 239V237H207V239ZM183 239V241H181ZM209 239L208 240H204V241H209ZM25 240V239H24ZM27 240H28V238H27ZM30 240H32V239H29L28 241L29 242H32V241H30ZM33 240H35L36 242H37V240L36 239H34L33 238ZM41 240H42V238H41ZM120 240V241H119ZM28 241H27V243H28ZM197 241V242H196ZM204 241H203V244H202V246L206 243H204ZM51 242H54L53 240L51 241ZM50 242V243H51ZM150 243H153L152 245L154 246V252H153V247H151L152 245H150ZM195 243V244H194ZM2 243H0V245H1ZM6 245V246H7ZM200 245V244H199ZM206 245V244H205ZM211 245V244H210ZM3 246H4V244H3ZM39 246V245H38ZM48 246H49V244H48ZM117 246V245H116ZM181 246H180V250L182 249L183 250V248H181ZM197 246V249H199L200 248V250L202 249V246L200 247V246H198V244L196 245ZM196 246H194V247H196ZM207 246H208V244H207ZM206 246V247H207ZM41 247H42V245H41ZM50 247V246H49ZM48 247V248H49ZM199 247V248H198ZM2 247H0V249H1ZM4 248V247H3ZM175 248H176V250H175ZM189 248V247H188ZM192 248H190V249H192ZM228 248V247H227ZM5 249L7 250V247H5ZM43 250H44V248H42ZM49 249H51V248H49ZM48 249V250H49ZM111 249V250H110ZM113 249V250H112ZM123 249H122V251H123ZM190 249H188V251L190 250ZM3 251H4V249H2ZM55 250V249H54ZM53 250V248H52V251H54ZM97 250V249H96ZM110 250V251H109ZM178 250H177V252H178ZM181 250V251H182ZM186 251H187V249H185ZM195 250H196V248H195ZM194 250V251H195ZM200 250L198 251H196L197 253H199L200 252ZM207 250H208V248H207ZM226 250V249H225ZM68 250H67V248H66V255L68 256L70 253H68L67 252ZM82 251H84V250H82ZM87 251V250H86ZM89 251V250H88ZM91 251H93V250H91ZM95 251V250H94ZM121 251V252H122ZM187 251V252H188ZM205 251V250H204ZM211 251H213L212 249H211ZM227 251H230V253L231 254H235V253H232V252H234V251H232L231 250V248H230V250L228 249ZM49 252H51V250L49 251ZM55 253L57 252V250L56 251H54ZM64 252V251H63ZM64 252V253H65ZM79 252V251H78ZM176 252V256L175 257H177V254L179 253V255H180V251L177 253ZM183 252V254H184V250L182 251ZM190 253H195V252H192V251H189ZM201 252H202V250H201ZM222 252H224V250L222 251ZM221 252V253H222ZM12 253V254H11ZM42 253V252H41ZM53 253V252H52ZM76 253V252H75ZM82 253V252H81ZM91 253H93V252H91ZM123 253H124V251H123ZM203 253H205V252H203ZM225 253H226V251H225ZM225 253H223V254H225ZM229 252H227V258L228 257H230V256H228V255H231ZM0 254H4V252L3 253H0ZM5 254H6V251H5ZM11 254V255H10ZM16 255V257L13 259L12 258V255ZM51 253H49V255H50ZM83 254H84V252H83ZM98 254V253H97ZM182 254V253H181ZM210 254V253H209ZM222 254V255H223ZM51 255H53V254H51ZM50 255V257H52ZM64 255V254H63ZM66 255H65V258L66 259H68L67 257H66ZM77 254H75L74 255V257L76 256ZM124 255V254H123ZM178 255V256H179ZM185 255V254H184ZM183 255V256H184ZM190 255V254H189ZM189 255H187V256H189ZM191 255H195V254H191ZM203 255V254H202ZM210 255H213V254H210ZM221 255V256H222ZM2 256H5V255H2ZM1 255H0V257H2ZM44 256V255H43ZM85 256V255H84ZM119 256V255H118ZM186 256V255H185ZM185 256L183 257V258H185ZM232 256V255H231ZM6 257V256H5ZM58 257V256H57ZM63 257V256H62ZM73 257V258H74ZM77 257V256H76ZM120 257V256H119ZM143 258V261L142 260H140V259H142ZM156 257V258H155ZM182 257V255L179 257V258H181ZM192 257V258H191ZM197 256L195 255V258H196ZM203 257V256H202ZM209 258H210V256H208ZM223 257V256H222ZM223 258V260H225V261H223L222 259V264L224 263V264H226V263H228L229 264V262H230V260H231V257L230 258H228L229 259V261H226L227 260V258ZM233 257H236L235 259H237V256H233ZM2 258H4V257H2ZM9 258V257H8ZM69 258H71V260H67V262L66 263H63V264H70V262L72 261L73 262V260H72V254L69 256ZM170 258V257H169ZM190 258L192 259V260H194V257L193 256H189V260H190ZM208 258V259H209ZM12 259V260H11ZM44 259V258H43ZM46 259V258H45ZM62 259V258H61ZM60 259V260H61ZM76 259V258H75ZM117 259H118V257H117ZM151 259V258H150ZM199 259V258H198ZM207 259V260H208ZM211 259V258H210ZM210 259H209V263L208 264H210ZM259 260L258 261H256L257 262V264H264V255H261V256H259V258H258ZM4 260V259H3ZM47 260V259H46ZM49 260V259H48ZM65 260V259H64ZM119 260H121V259H119ZM181 260H182V263L183 264H185V263H187L186 262V260H185V263H184V260L181 258ZM239 260V259H238ZM248 260V259H247ZM8 261V260H7ZM6 261V262H7ZM44 261V260H43ZM66 261V260H65ZM65 261H63V262H65ZM75 261V260H74ZM98 261V260H97ZM152 262L151 261V264H156L157 263V261L156 262ZM172 261V260H171ZM191 261V260H190ZM244 261V260H243ZM249 261H250V258H249ZM40 262V263H39ZM71 262V263H72ZM122 262H123V260H122ZM226 262V263H225ZM231 262H232V260H231ZM231 262H230V264H231ZM240 262H242V261H240ZM251 262H254V260H251L250 261V264H251ZM124 263V262H123ZM148 262L147 261H145V264H147ZM176 263V262H175ZM192 263H194L193 261H192ZM242 263H245V262H242ZM4 264V263H3ZM7 264V263H6ZM9 264H11L10 262H9ZM45 264H48V263H45ZM51 264V263H50ZM53 264V263H52ZM73 264V263H72ZM109 264V263H108ZM142 264V263H141ZM150 264V263H149ZM158 264V263H157ZM170 264V263H169ZM172 264V263H171ZM181 264V263H180ZM189 264V263H188ZM204 264H207V261H205L204 262ZM221 264V263H220ZM247 264V263H246ZM248 264H249V262H248ZM252 264H255V263H252Z\"/></svg>","mask_w":264,"mask_h":264}]
</instances>
